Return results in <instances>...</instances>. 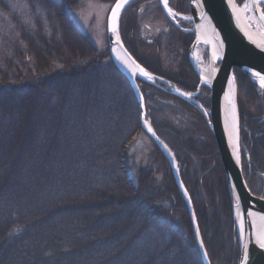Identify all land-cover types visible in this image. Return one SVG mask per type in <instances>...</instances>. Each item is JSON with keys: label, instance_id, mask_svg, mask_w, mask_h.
I'll return each mask as SVG.
<instances>
[{"label": "trees", "instance_id": "16d2710c", "mask_svg": "<svg viewBox=\"0 0 264 264\" xmlns=\"http://www.w3.org/2000/svg\"><path fill=\"white\" fill-rule=\"evenodd\" d=\"M34 1L45 18L21 30L24 62L0 60V264H203L186 203L155 143V167L133 175L128 142L143 131L140 111L109 50L77 26L71 0ZM142 62L164 74L157 59ZM236 78L248 119L241 116L243 172L253 188L264 180V103L247 74L237 70ZM151 118L178 156L212 264H239L214 134L210 143L188 137L177 147ZM189 151L216 169L191 174Z\"/></svg>", "mask_w": 264, "mask_h": 264}, {"label": "water", "instance_id": "95a60500", "mask_svg": "<svg viewBox=\"0 0 264 264\" xmlns=\"http://www.w3.org/2000/svg\"><path fill=\"white\" fill-rule=\"evenodd\" d=\"M133 1L128 0L123 7L117 10V33L111 31V13L118 0L114 2L110 10L107 23L109 52L115 65L127 78L133 89L139 106L142 129L154 141L168 161L175 184L186 203L203 264H212L191 193L181 174L179 160L175 151L159 135L153 125L148 114L145 95L138 79L152 84H156L157 80L168 83L169 81L151 72L140 63L129 51L121 35V16L126 7ZM161 1L165 12L171 16L168 3L165 5L163 0ZM189 4L191 12L189 16L194 23L196 34L191 46V53H194L200 45L206 46L209 52V76L207 80L211 88V108L209 114L206 112L204 114L215 136L228 184L240 246L239 264H242L246 255L248 264H264V249H261L257 243L258 235L264 233V199L251 191L243 173L239 114L237 130H232L230 122L233 105H236L238 113V84L235 70L247 74L256 84L258 91L261 94L264 93V85L261 84L260 78L255 75L256 72L264 75V34L252 29L241 17L237 0H189ZM251 4L257 16L262 19L259 7L264 4V0H261L259 5H255V0H251ZM202 24H205L204 34H201L200 31ZM117 34L119 42H116ZM117 48L128 63L125 68L116 59L115 50ZM139 68L150 73L151 78L141 74ZM201 107L204 109L202 105ZM237 208H240L242 214L241 225L236 216ZM248 213H255V215H248Z\"/></svg>", "mask_w": 264, "mask_h": 264}, {"label": "flooded vegetation", "instance_id": "af4514ba", "mask_svg": "<svg viewBox=\"0 0 264 264\" xmlns=\"http://www.w3.org/2000/svg\"><path fill=\"white\" fill-rule=\"evenodd\" d=\"M168 5L171 9V16L165 12L161 0H134L126 7L121 16V35L129 51L146 68L147 66L142 60L149 61L154 65V61L157 59L164 68V74L158 75L169 81L168 83L157 80L156 84H152L138 79L145 95L150 116L151 114L155 116L153 112L155 113V111L161 109L163 105L188 111L190 115L201 116L203 113L201 105L205 111H210L211 88L209 84L203 81V75L199 69V66H206L205 63H201V61L198 63L197 61L199 60L198 50L201 45L194 53H191V46L196 38V34L194 23L189 17L191 13L189 0H168ZM133 22L137 23L134 27L131 25ZM162 47H166L169 50L167 62L162 60ZM151 48H154L153 51L155 50V52H148V50H152ZM133 51L142 60L138 59ZM207 54L209 57L208 49ZM235 73L237 76V70H235ZM174 89L180 90L185 94ZM258 94L264 103V93L261 94L258 91ZM188 96L192 98L189 99L187 98ZM206 113L209 114L208 112ZM262 120L264 121V116ZM179 135L181 140L182 133H179ZM167 137H169L168 134ZM262 177L264 178V176ZM246 181L248 180L246 179ZM258 186L259 184L255 186L253 184V188H251L253 190L251 191L255 192L260 198H263L264 191L262 188L260 190Z\"/></svg>", "mask_w": 264, "mask_h": 264}, {"label": "rangeland", "instance_id": "374dc122", "mask_svg": "<svg viewBox=\"0 0 264 264\" xmlns=\"http://www.w3.org/2000/svg\"><path fill=\"white\" fill-rule=\"evenodd\" d=\"M114 1L115 0H71V4L69 5L70 15L76 22L77 26L85 34L88 35V37L91 39V41L100 51L109 50L107 23H108L109 13L113 6ZM3 2L5 8L0 5V60L3 59L4 57H8L10 62H12V65L18 66L19 64H22L24 62V60L22 61V59L20 58L22 53V52L20 53V50L23 47L22 46L23 43L20 38L22 28L25 26L29 27L33 25L37 17H40V19H44L45 15L41 10L42 8L38 6V2L34 0L33 1L3 0ZM237 2H238V6L242 7L245 4H249L251 0H237ZM260 8L264 9V4H261ZM250 14L251 13L249 11L247 15L250 16ZM250 20L252 21V19ZM153 49L148 50V52H152ZM153 52H155V50ZM161 52H162L161 53L162 60L164 62H167V60L169 59V53H168L169 50L166 47H162ZM198 55H199V60H197L198 63L199 61H201V63L204 62L206 67L208 68L209 64H208L207 47L201 45L200 49L198 50ZM25 66L28 67L29 64H26ZM25 72L24 75L29 76V73H25ZM208 72H209V68H208ZM203 81L209 84L208 80L203 79ZM174 90L182 94H185L180 90H176V89ZM187 98L190 99L192 97L188 96ZM243 102L245 103V100H243ZM237 103H238V114L240 116V121H241V116L243 114L246 120H248L247 113L245 112V108L241 106L239 98ZM248 106L249 108L251 107V105L249 104ZM203 110H204L202 113L203 115L201 114V116H197V115H190V112L179 110L176 107H172V106L168 107L167 105H163L161 106V109H158L157 111H155V113L153 112V114L156 116L155 117L156 124H158L160 131L165 135L168 134L172 142L177 147H180L179 146L180 142L181 144L183 143L185 144V142H187L188 140V137L190 139H194L195 141L200 140L201 142L210 143L213 141L214 138L212 134L213 132L208 122H206L207 118L204 116V112L209 113V111L208 110L205 111V109ZM241 128H242V124H241ZM246 129H248V126H246L245 130ZM178 132L182 133L181 135L182 141L180 140V135ZM128 143H129L128 145L130 146L129 147L130 154L132 155L131 161L134 166V172H133L134 176L136 175L135 173L136 167L137 168L139 166H145V167L147 166L152 168L155 167V166L153 167L154 159H155L154 156L156 153L155 145L152 139L144 131H140V130L137 131V133L132 135ZM188 153L191 155V159L193 158V166H191L193 172L191 171V174L193 173V175L198 174L200 176L202 175L204 176L205 173L202 172L204 171L210 172L212 171V169L213 170L216 169V168H209L207 166L205 167L202 163H200V161L203 159L201 158L202 154L199 153L200 154L199 156L191 151H189ZM246 153H248L247 150ZM247 157L249 158V155ZM257 174L258 177L262 175V173L259 172ZM163 177H164V173L161 171L158 174V179L163 180ZM207 178H208L207 176L204 177L205 180H207ZM258 187L260 190L263 189L264 191V180L261 177L259 179ZM253 193L256 195L255 192ZM199 194L202 201L206 203L209 202V198L207 196L208 192L206 191L205 187L200 189ZM175 216L179 222H182L179 213L176 212Z\"/></svg>", "mask_w": 264, "mask_h": 264}, {"label": "bare ground", "instance_id": "6f19581e", "mask_svg": "<svg viewBox=\"0 0 264 264\" xmlns=\"http://www.w3.org/2000/svg\"><path fill=\"white\" fill-rule=\"evenodd\" d=\"M248 5V8L245 9L244 5L242 7H238L239 10V14L241 15V17L245 20V22H247L250 27L252 29H254L255 31H259L261 33L264 34V19H260L257 14L255 13L251 2ZM261 8L259 7V12H260ZM250 11V16L247 15V13ZM252 19V21L250 20ZM205 24L201 25V34H204L205 32ZM115 56L117 61L119 62V64L125 68L127 67L128 63L125 60L124 56H122V53L118 50V48L115 50ZM199 69L203 75V79L207 80L208 79V68L206 66H199ZM230 122H231V128L232 130H237V124H238V113H237V108L236 105H233L232 109H231V114H230ZM236 216H237V220L239 221V224L241 225L242 223V214H241V210L240 208L236 209Z\"/></svg>", "mask_w": 264, "mask_h": 264}, {"label": "snow or ice", "instance_id": "6c2138e0", "mask_svg": "<svg viewBox=\"0 0 264 264\" xmlns=\"http://www.w3.org/2000/svg\"><path fill=\"white\" fill-rule=\"evenodd\" d=\"M127 2H128V0H118V2L115 5V8L112 10V13H111V21H112L111 31L113 33H117V23H118V21H117L118 11L117 10L120 9L121 7H123V5L126 4ZM163 2L165 5H167L168 0H163ZM260 3H261V0H255V5H259ZM244 7H245V9H247L248 5L245 4ZM169 11H171V9H169ZM260 17L262 19H264V9L260 10ZM116 42H119L118 34L116 36ZM139 72L141 74H143L144 76L151 78V74L148 73L143 68H139ZM255 75L260 78L261 84L264 85V75H261L260 72H256ZM186 95H190V94H186ZM145 123H147V122H145ZM149 130H151V129H149ZM248 215H255V213H248ZM201 243H202V241H201ZM257 243L259 244V247L261 249H264V233H261L258 235ZM242 264H248L247 255L245 256V259L242 262Z\"/></svg>", "mask_w": 264, "mask_h": 264}]
</instances>
